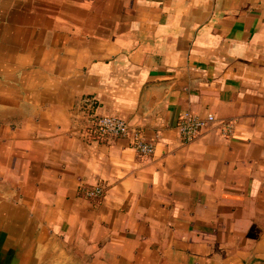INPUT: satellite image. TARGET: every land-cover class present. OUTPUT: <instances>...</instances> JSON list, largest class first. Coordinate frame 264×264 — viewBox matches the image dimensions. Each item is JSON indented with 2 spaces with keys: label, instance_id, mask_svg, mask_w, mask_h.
<instances>
[{
  "label": "crops",
  "instance_id": "1",
  "mask_svg": "<svg viewBox=\"0 0 264 264\" xmlns=\"http://www.w3.org/2000/svg\"><path fill=\"white\" fill-rule=\"evenodd\" d=\"M0 264H264V0H0Z\"/></svg>",
  "mask_w": 264,
  "mask_h": 264
},
{
  "label": "built area",
  "instance_id": "2",
  "mask_svg": "<svg viewBox=\"0 0 264 264\" xmlns=\"http://www.w3.org/2000/svg\"><path fill=\"white\" fill-rule=\"evenodd\" d=\"M216 121L213 114L202 117L192 112H184L180 115L177 128L184 142L195 140L203 129ZM233 125L224 124L227 134H232ZM87 136L93 141H102L110 137H125L130 140L131 147L140 155L149 156L155 152V144L148 140L142 129L133 126L124 118L113 115L96 117L86 130ZM85 194L89 198L99 199L104 195V188L96 186L86 189Z\"/></svg>",
  "mask_w": 264,
  "mask_h": 264
}]
</instances>
